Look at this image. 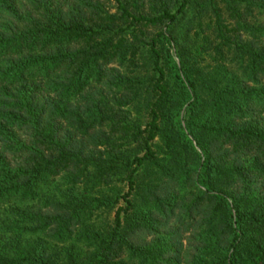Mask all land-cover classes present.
<instances>
[{"label": "trees", "instance_id": "obj_1", "mask_svg": "<svg viewBox=\"0 0 264 264\" xmlns=\"http://www.w3.org/2000/svg\"><path fill=\"white\" fill-rule=\"evenodd\" d=\"M0 264H264V0H0Z\"/></svg>", "mask_w": 264, "mask_h": 264}]
</instances>
